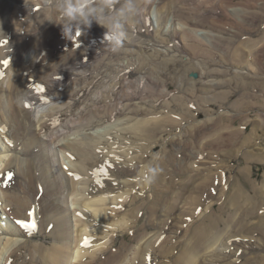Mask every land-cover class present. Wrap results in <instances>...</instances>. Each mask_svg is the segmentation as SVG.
I'll return each mask as SVG.
<instances>
[{"label":"rangeland","instance_id":"obj_1","mask_svg":"<svg viewBox=\"0 0 264 264\" xmlns=\"http://www.w3.org/2000/svg\"><path fill=\"white\" fill-rule=\"evenodd\" d=\"M29 1L30 6L26 11ZM36 1L38 0H23L22 4H18L16 0H10L17 9L14 17L4 18L2 22L3 15H0L1 54H14L26 36L32 35L27 38L29 43L31 39L33 41L43 36L48 30L49 25L46 26L45 22L33 18L39 16L40 10L45 6L35 7ZM136 4L140 10L139 14L126 20L127 38L117 51L107 45L108 30L103 26L106 23L103 20L102 25L93 22L90 27L77 31L75 37L70 39L72 45L63 48L61 41H68V38L62 35L63 28L58 29L59 35L45 45L47 50L41 54L37 63L44 60L41 63L42 68L47 64H56L60 59L68 63L79 61V65L76 63L71 75H55L52 71L50 76H57L56 82L44 81L47 77L42 80L44 92L38 93L40 103H24V107L31 110L28 112H31L34 124V120H38L42 112L49 111L46 108L50 105L55 108L46 116L66 104L75 102L79 104L72 112L78 113L87 102H92L90 108L93 113L79 114L82 118L81 126L85 127L82 132L86 131L91 117H94L92 127L98 126V120L104 115L105 126L116 120L120 121L119 118L124 120L125 114L118 112L124 104H136L137 106L133 105L131 108L135 110L140 106L144 108L141 113L136 110V115H133V110L129 115L137 119H125L120 127H110L107 131H103L104 126L94 129L102 131L99 137L116 139L112 141L117 145L112 147L110 143L104 144L98 146L101 150L94 151L95 159L107 160L113 165L105 167L100 177L98 173L96 177L93 175L92 180L98 187L103 186L102 179H115L119 190L116 195L122 194V198L117 200V206L113 209H116L121 218H125V225L103 224L102 227L105 226L111 231L108 238L110 243L103 251L95 250L90 260L83 261V264H100L118 251H126L118 264H187L186 257L192 252L190 246L195 243L200 244L196 250L201 253H197L198 262L190 264H264V0H136ZM173 16L176 20L180 18L179 21L184 23L183 25H186L187 19L186 22L190 24L194 19L198 20L202 24L201 29L214 34L213 38H209L212 41H201L193 34L185 35L178 30L172 32L174 26L170 19ZM26 18L29 21L25 23ZM15 19L18 23L16 26ZM54 21L58 24L62 22L59 17ZM85 30L90 31L88 35L91 38L80 40L81 33ZM57 41L61 43V47L56 44ZM30 48L32 47L27 49L29 53H25L27 68L34 63L39 53ZM83 48L87 49L85 56L81 52ZM236 53L243 55L241 61L232 58ZM59 55L61 56L58 57ZM12 61V57L7 58L0 66L1 77L6 75ZM107 63L111 65L105 75L100 71L103 69L102 65ZM119 64H125V67L132 65V69H136L137 73L124 75L125 71L120 73L122 66ZM151 68L154 70L150 76L148 73ZM210 68L218 71L212 77L206 78V71ZM30 73L29 71L26 74ZM142 75L143 82L136 84L135 81L140 80ZM209 79L221 81L220 86L213 90L210 86L197 84L199 81L206 83ZM31 86L32 84L27 85ZM99 95L102 101L107 100L108 108L102 106L105 104L102 102L93 104V101H99L96 98ZM48 97L52 100L49 101ZM180 99L183 101L180 102ZM148 110L153 114L146 116ZM169 113L173 123L165 121L164 126L158 127V133L150 132L151 126L148 130L151 134H148L147 138H136L130 134L129 128L136 120L153 118L157 121L156 114L158 117H167ZM179 114H184V117L180 118ZM58 115L44 117L53 128L46 125L47 130L40 133L41 138L47 137L46 132L60 128L54 118ZM35 124L40 128V124ZM196 124L199 126L194 128ZM29 127L28 124V129ZM144 131L145 129H141V132ZM232 131L238 132L230 139ZM7 132L6 129L0 132V143L3 141L10 148L5 152V148L0 146L2 156L9 155L5 158V163L10 159L16 160L17 163V160L31 158L37 153L38 165L45 167L53 160V154L57 163L55 171L68 174L69 169L75 168L74 164H71L72 167L68 165L70 160L66 159L65 153L60 149L63 144L67 147L66 151H69L68 137L56 139L49 156L45 142L42 143L39 139V144L32 147V153L28 156L24 151L23 140L15 146V140L12 142L7 139L10 131ZM70 138L73 140L75 136ZM78 138L79 142H84L80 140L81 136ZM239 139L238 146H235L234 141ZM179 145L182 151L178 152L176 149ZM115 156H119L116 161ZM193 156L197 158L194 159ZM179 160L185 170L180 167L182 164L177 166ZM0 165V195L4 200L11 202L20 188V185L16 186L17 172L14 166L4 163ZM149 167L153 169L152 173L148 172ZM160 167H166L169 174L163 178L159 177L157 169ZM133 171L137 172L132 173ZM105 173H110V179L103 176ZM84 178L80 177V180ZM197 188L200 190L197 191ZM153 194L156 198L151 196ZM77 198L82 196L69 195L64 203L59 201L61 208L67 210L64 215L70 217L73 222L74 236L77 235L78 216L82 217V212L88 216L85 208L76 202ZM38 204L39 202H34L31 211L27 212L29 219L31 215L35 221L36 216L34 230L30 226L24 227V224L14 217L13 212L3 211L8 224L19 227V230L22 229L25 233L16 236L5 231L0 235V249L7 238L21 240L13 245L11 250L8 249L7 254L0 255V264H33L37 261L39 264H56L53 260H48V252L63 246L64 243L53 238V225L50 228L40 227ZM105 207L108 211L112 209L111 205ZM75 209L77 212H74ZM95 221L98 222L99 219L96 218ZM96 226H101V223H96ZM199 231H204L207 237L217 238L216 243L207 246L201 242L197 238ZM151 246L154 250L150 252Z\"/></svg>","mask_w":264,"mask_h":264},{"label":"bare ground","instance_id":"obj_2","mask_svg":"<svg viewBox=\"0 0 264 264\" xmlns=\"http://www.w3.org/2000/svg\"><path fill=\"white\" fill-rule=\"evenodd\" d=\"M16 1L18 2V4L23 3V0H16ZM29 3H30V1L26 5L27 6L26 11L29 9V6H30ZM46 3H47V0H38L35 3V7L45 5ZM43 9L44 8H42L40 10L39 16L36 15L33 18H37L39 22H45L46 26L49 25L48 30L45 32V34L39 38H35V40H33V41L30 37L31 41L29 43L27 41V38L29 36H32V35L26 36L27 38L24 39L25 40L24 42L19 43L14 54L4 53V52L2 54L0 53V66H2V64L4 63V61L7 58L12 57V60H13L12 64L10 65L9 70L6 73V75H4V77L0 76V132L2 133L3 130H5V129L8 130V132L10 131V136H7V139H9L11 141L15 140L16 141L15 146H17V144H18V142H20V140H23L22 143L25 144L24 151H25V154L28 156H29V154L32 153V147H37L36 144L37 145L39 144V139L41 140L42 143L45 142L44 145L46 148V152L48 151V156H49V155H51L50 151H52L51 150L52 147H54L53 146L54 141H56V139L57 140L60 139L61 137H66V138L68 137V139H69L68 146H70V147H68L69 151L68 152L66 151L67 147H64L63 144L60 145V147H61L60 149H62V152L65 153L66 159L70 160V164H68V165L71 166V164L72 165L74 164L75 168L69 169L67 172L68 174H63L65 172L59 173V171H57V170L55 171V169H57L56 168L57 163L54 160L53 154L51 155V156H53V158H52L53 160H50V163L48 165H46L45 167H41V165H38L36 160L39 159V156H37V153L35 154V156L31 157L33 160L31 158L26 157L22 160H20V159L17 160L18 161L17 163H16V160H14V159L13 160L10 159L7 163H5V158L9 157V155L3 154V156H2L3 151L0 148V164L4 163L8 166H14L15 167V170L17 172L15 177H18V182H17L16 186L20 185L18 193L13 196V199L11 202H8L6 199L4 200L3 197H1V195H0V235L4 234L5 231L10 232V233H8L9 235L13 234L16 236L23 235V233H25V232L21 231L22 229L19 230L20 229L19 227L18 228L13 227L12 225L8 224V220L4 216L3 211L13 212L12 214H14L15 218H18V221H21V223H23L24 225H27V224L30 225L31 222L33 221V219H32L33 216L30 215V219H29L27 212L31 211V208H32L34 202H35V204L39 202L38 213L41 217L40 222H39L40 227L42 226V228H43L44 226H47V227L49 226V228H50V226L53 225V230L55 232L53 234L54 235L53 238L55 237L57 241H61L64 243L63 246L55 247L54 249L51 250V252H48V256L50 258L48 260H53L56 264H68V262H72L73 264H83L84 263L83 261L90 260V258L92 257L95 250L100 249L103 251V250H105V248L110 243V242H108V238L110 236L111 231L108 230L105 226L102 227L103 224H113L114 225L117 223V224L125 225V223L123 222V220L125 218H123V217L121 218L120 215L117 213L116 209H113V207L117 206L116 205L117 200L122 198V194L119 196L116 195V192H118L119 190H118V184H116V182H114L115 179H114V181L108 180V179L107 180L102 179L101 182H102L103 186H98V187L96 186L97 184L95 185L94 181L92 180L93 175L96 177L97 173H98V177H100V173L104 171L105 167L108 168V167L113 165V164L110 165V162L107 160H100V158H99V160L95 159L93 156V155H95L94 151L101 150V149H98V146H101L104 144L110 143V144H112V147H113V145H117V143L112 141V140H116V139H111V138L109 139V138H105L104 136L99 137V134L101 135L102 131L101 130L100 131L94 130V129H97L96 127L104 126V128H103V131H104V129L106 130L110 127L114 128V127L119 126V125L122 126V123L126 121L125 119H127L128 121H132L131 119H134V120L137 119L135 117H132V115H129V114H132L133 110L135 111L133 113V115L134 114L136 115V113H138V112H136V110H138L141 113V112H143L141 110H144V108H141L142 106H140L136 110H135V108L131 109L132 106L136 105V104H133L132 106L131 105L128 106V104L123 105V102L121 101L120 103L123 105V107L121 108V110H118V112L121 115L125 114L124 120L119 118L120 121L116 120L117 122L114 121L112 124L110 123V124L105 126L106 121L104 120V118L106 115H104L103 117L101 116V118L99 117L100 119L98 120V123H97L99 125L92 127L91 125L94 123V119H93L94 117L93 118L91 117V119L88 121V125H87L88 127L86 126V131L82 132V129H85V127L81 126L82 125V118L79 117V114H81V115H83V114L88 115L89 114L90 115L91 114L90 112L93 113L92 109L90 108V106L92 105L91 104L92 102H87L83 106V108H81L80 112H78V113L77 112L74 113L72 111H73V109L76 108V105H78L79 102H75V104L74 103L66 104L64 107L56 110L54 113H52L50 115V116H52L54 114H59L58 116H54V118L57 120L56 124H59L57 126H60V128L58 127L54 131L46 132L47 137L46 138L43 137L44 139L41 138L40 133H42V132L44 133L45 130H47L46 125L50 128H53L50 124L47 123V120L45 118L50 117V116H46V115H49L53 111L55 106L50 105L49 107H47L46 109L49 111L48 112H42V115L39 116L38 120L35 119L34 124H33L32 123L33 116L31 114V112H28L31 110L24 107V103H26V102L31 103L33 101H34V105L40 103V101H38V99L40 98L39 94H42L44 92V87L41 86V83H43L42 80H44L45 77H47L44 80L46 82H56L57 76L56 77H53V76H55L57 74H69V75H71L74 73V67L76 66V63L79 65V61L74 62L71 60L72 62L68 63V62H63L60 59H59V62H56V64H54V63L47 64V65L43 66L42 68H41V63L44 62V60H42L41 63H39V64L37 63L41 54H44L43 52H45V50H47L45 45L49 44V40H55L56 35H59L57 33L58 29L62 30V28H63L62 25H60L54 21L55 19H57L58 16H56L52 13H47V14L41 13V12H43ZM174 11H176V10H174ZM16 12H17L16 6L13 3H10V0H0V15H3L2 16V22L4 21V18L5 19H7V18L10 19L11 17L13 18ZM182 12H184V11L182 10ZM42 15H44V18L41 17ZM179 19L177 18V20H176L174 18V16L171 17L170 21L172 22V25L174 26V31H172V32H175V30L176 31L178 30V31L184 32L185 35H188V33L193 34L197 39H200L201 41L202 40H206V41L209 40L210 42L212 41L209 38H213L214 34L211 31L201 29L200 27L202 26V24H200V22L198 20L194 19L193 23L190 24L189 22H186V21H188V19H187L185 21L186 25H183L184 23L182 24V22H180ZM6 21H8V20H6ZM24 21L26 23L27 21H29V19L26 18V19H24ZM17 24H18L17 20L15 19L14 25L16 26ZM24 24H23V27H24ZM87 31L85 30L81 33L80 40L81 39L82 40H88L89 38H91V36L88 35L90 33V31H88V32ZM170 31H171V29H169V32ZM75 34L76 33L73 32L72 36L75 37ZM62 35L64 36L63 32H62ZM178 35H180V34L178 33ZM72 36L69 37L68 41H64V40L61 41L62 47H61L60 42L57 41L56 44H58L61 48L65 47L66 45H72V42L70 40V39H73V38H71ZM175 36H176V34H175ZM185 37L183 36V38H185ZM241 42H240V44H241ZM0 46H1V40H0ZM29 46H31L32 48L39 51V53L36 56L34 63H32V65L27 68L26 64H28V60L26 58V55L29 53V50H27ZM32 48H30V49H32ZM86 50L87 49H85V48L81 49V52L84 54V56L87 54ZM238 52H239V50H238ZM25 53H27V54H25ZM235 55L234 54L232 55V58L234 60H237V61L242 60L243 55L239 56L238 53H236ZM60 56L61 55H59L58 57H60ZM45 58H46V56H45ZM17 59H19V60L17 61ZM109 65H111V64L107 63L105 65H102L103 69L101 68L100 72L105 73V75H107V73L109 71L108 68L110 67ZM119 66L120 67L122 66V69H120V73L122 71H125L124 75H130V74L132 75V73L134 75L137 73L136 69H132V67H133L132 65H131L132 67L127 66V65L125 67V64H121V65L119 64ZM48 69H50V71ZM46 70H48L49 72ZM153 70H154V68H151V70L149 71L148 74L150 76H151ZM29 71L31 73L29 75H27L26 73ZM52 71L55 73V75L50 76V74H52ZM216 71H218V70L210 68V70L206 71L205 77L206 78H207V76L212 77L213 75L216 74ZM117 72H116V75H117ZM127 72H128V74H126ZM120 73H118V74H120ZM143 76L144 75H142V78L140 80L135 81V83L137 84L139 81L142 83L144 80ZM5 83H6V85H5ZM28 84H32V86L27 87ZM197 84H200L203 86H210V88H213V90H214L215 88H218L220 86L221 81H219V80L215 81V80L209 79L206 81V83L204 81H199ZM219 93H221V92H219ZM34 95H35V99H34ZM132 95H133V93H132ZM225 97H223V98H225ZM94 98L95 97H93V99ZM96 98L99 101H97V102L93 101L94 105L102 102V103H105L102 106H105L106 108H108V106H107L108 102H106L107 100L102 101V99L100 98V95H99V97L96 96ZM202 98L205 99V97H202ZM208 98H209V96H208ZM218 99H219V97H218ZM48 100L50 101L52 99L50 97H48ZM180 100H181L180 102L183 101L182 99H180ZM114 111H117V110H114ZM149 114H153V113H151L150 110H148V112H146L145 115L147 116ZM156 115H157L156 118L158 119L157 121L153 120V118L149 119V120L140 119L138 121L136 120L135 124L132 126L129 124V127L131 126L129 128L130 134L135 135L136 138H139V137L140 138L141 137L147 138L146 136L148 134L150 135L151 134L150 132H154V134H155V132L158 133V130H159L158 127L161 128L162 126H164L165 121L167 123L168 122L173 123V120L170 119L172 117L170 113L167 115V117H158L159 115L158 114H156ZM179 115H181L180 118L184 117V114H179ZM109 118H112V117H109ZM79 120H81V121H79ZM35 122H37V124H40L39 125L40 128L38 127L39 129L37 128ZM154 122H156V124L158 126ZM128 123H130V122H128ZM28 124L30 125L29 129H28ZM93 126H94V124H93ZM151 126H152V128H151ZM197 126H199V125L196 124L193 127L195 128ZM214 126H216V125H214ZM75 127H78V128L75 130L74 129ZM141 129H145V131L141 132ZM149 129H150V132L148 131ZM93 130L95 133L93 132ZM163 130L164 129H162V131ZM147 131H148V133H146ZM237 132L238 131H232V135H229V136H231L230 139H232L237 134ZM192 134H194V133H192ZM211 134H212V132H211ZM73 135L75 136V138H73V140H70L71 139L70 137ZM79 136H81V138H82V139L80 138V140L84 141V142H79V138H78ZM215 137H216V135H215ZM101 138H103V139H101ZM95 139L96 140L98 139L99 141L98 140L95 141ZM26 140H27V142H26ZM218 141L219 140H216V142H218ZM12 142H14V141H12ZM48 142H50V143H48ZM234 142L236 143L235 144V146H236L237 143L240 142V139L236 140ZM0 146H3L5 148V152H8L10 150L9 146L4 144L3 141H2V143H0ZM181 148L182 147L179 145L177 147L176 151L178 150V152H179L181 150ZM97 155H98V153H97ZM45 157L48 158L46 155H45ZM106 157H108V156H106ZM118 157L115 156L114 161L118 160ZM193 158H194V156H193ZM193 158H191L192 161L194 159H196L197 156H195L194 159ZM170 160H172V158H170ZM185 162H186V159H184L183 164H185ZM178 164L181 165L182 162L179 160L177 163V166H179ZM183 164H182V166H180L181 168H183ZM183 169L185 170V168H183ZM129 170H132V169H129ZM167 171L168 170L166 167H160L157 169V175L159 177L163 178L169 174ZM136 172L137 171H133L132 173H136ZM109 174L105 173V174H103V176L108 177L110 179ZM121 175L124 177L123 173H121ZM126 175H127V173H126ZM83 176L85 178L83 180H80V177H83ZM114 177L119 178V176H116V175H114ZM78 182H79V186H78ZM81 184L82 185L84 184L85 186L80 187ZM198 185H200V184H198ZM16 188L17 187H15V190H16ZM198 190H200V188L199 189L197 188V191ZM69 195L82 196V198H77L76 202L78 204H80L82 206V208H85V210L87 211L85 213H86V215H88V216H85V214L82 212V217L78 216L77 221L79 222V225H78V228L76 229V231H77L76 236L72 235V233H74V231H75L74 225H72L73 222L71 221L70 217H67L64 215V212L67 213V210H65L64 208H61V204L59 202L61 200L64 203V201L68 198ZM153 195H151V196L153 198H156L155 194H153ZM41 200L43 201V203ZM44 205H46V207H44ZM109 205L112 206V209H110L108 211V209L105 206H109ZM76 209H77V207H76ZM76 209L74 210V212H77ZM153 210H154V207H153ZM81 211H83V210H81ZM45 216H46V218H45ZM96 218L99 219L98 222L101 223V226H96V223H98L97 221H95ZM34 219H35V224H36L37 223L36 216H34ZM202 227H204V226H202ZM207 236L208 235L205 234L204 231H199L197 233V238L200 239L201 242H203L204 244L206 243L207 246L212 245V244L214 245L216 243L217 238H211V237H207ZM72 237H73V239H72ZM0 240H1V237H0ZM20 241L21 240H18L17 238L16 239L7 238L6 243L4 244V242H3L4 246H2L0 249L1 250L0 255L3 254V256H4L5 254H7L6 251L8 249L11 250L13 245H15L16 243H19ZM199 245L200 244H198V243L193 244V246L189 245L192 252L189 253L190 255L188 257H186V260H187L186 263L187 264H190L191 262H194V263L198 262L197 258H196L198 255L197 253H201V252H199L198 249L196 250V248ZM152 249L154 250L153 246H151L150 252L152 251ZM124 252H126V251H123V253H120V251H118L116 254H112L111 256L107 257L105 259V261L103 260V262L100 264H118L121 262L119 259L122 257ZM103 258H104V256H103ZM48 260L46 258V262ZM0 263H1V260H0ZM33 264H39V261H37V263H33Z\"/></svg>","mask_w":264,"mask_h":264},{"label":"clouds","instance_id":"obj_3","mask_svg":"<svg viewBox=\"0 0 264 264\" xmlns=\"http://www.w3.org/2000/svg\"><path fill=\"white\" fill-rule=\"evenodd\" d=\"M139 11L136 0H47L43 9L44 14L52 13L61 19L63 34L68 39L93 22L102 25L101 21H105L107 45L113 51L119 50L127 38L126 20ZM148 172L153 169L149 167Z\"/></svg>","mask_w":264,"mask_h":264},{"label":"snow or ice","instance_id":"obj_4","mask_svg":"<svg viewBox=\"0 0 264 264\" xmlns=\"http://www.w3.org/2000/svg\"><path fill=\"white\" fill-rule=\"evenodd\" d=\"M24 226H30V227H32V229L34 230L35 227H36V225H35V221L33 220V221L31 222L30 225H24Z\"/></svg>","mask_w":264,"mask_h":264}]
</instances>
